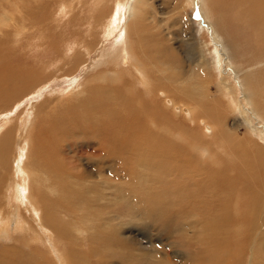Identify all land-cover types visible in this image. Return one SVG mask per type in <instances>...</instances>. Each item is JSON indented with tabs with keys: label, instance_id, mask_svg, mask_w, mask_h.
<instances>
[{
	"label": "rangeland",
	"instance_id": "obj_1",
	"mask_svg": "<svg viewBox=\"0 0 264 264\" xmlns=\"http://www.w3.org/2000/svg\"><path fill=\"white\" fill-rule=\"evenodd\" d=\"M120 1L0 0V66L3 65L2 71L5 72V74L0 75V78L4 75L10 76L15 80L14 84L16 85L15 87H1L0 81V91L2 93V95L0 94V210H3L5 207L2 202L4 186L8 185L9 182L14 185L13 192L18 195L20 202H23L22 204L27 202L31 210L33 208L37 209L38 212L34 211L33 213L38 214L37 218H40L39 220L43 219L47 210H51L52 217L49 221L51 223V226H48L49 231H51L53 237L60 244L63 260L67 264H239V262L241 264H249L251 258L254 260L253 264H258L260 261L264 264V231L260 225L257 228V225L254 224L255 219L257 220L258 218L260 223L263 224L261 220L264 218V211L260 209H264V199H262V202L259 200L260 196L256 193V189L253 188L254 186L252 188H245L242 185H238L241 192L248 193L251 202L258 204L259 210H257L259 213L257 210L250 212V205L244 200V195H240L236 191V180L232 181L233 183H229L228 188V185L227 187L224 185L225 180L221 179L218 173L217 175L215 174L213 180L206 179L205 190L203 192L198 190V188L201 189V185L198 186L197 183L200 182V178L206 176V173L203 172L204 165H202L205 158L199 162L193 157L189 159L186 151H192L191 146H187L188 148L182 146L183 144L186 145V143L179 141L187 137L188 130L191 134H197V137L201 139L206 149L215 148V146H212V143L217 140L213 139L214 135L210 134L209 130H206L210 125L205 121H214L220 118L217 122L220 125L227 121L229 126L235 127L234 130L238 131L239 137H242V145L253 142L257 148L259 145L264 147V116H262L264 115V111L255 107L251 99L246 100L244 98L246 94L243 84H241V87L239 83V79L243 78V75L240 77L239 74L243 73L244 68L248 69L259 65V63L263 62L261 59L264 57V49L260 50L259 47L253 45L251 43L253 36L248 34L246 37V32L242 30L241 24H237L238 6L244 0H209V3L207 2L208 0H191L190 3H188V0H181L183 7L186 4V9L183 10L180 3H175L172 0H152L153 9L147 10L148 15L156 14L157 20L153 22L154 24L160 21L157 27L149 26L147 29L148 37L154 38L153 41L151 37L148 38L149 41H152L149 42V49L152 53L153 62L158 65L161 62L160 68L164 70L165 78H170L169 75L173 65L176 64L175 61L178 66L182 60L184 61V47H187L193 56L197 53L195 57L199 61V52L201 53V51H197V49L198 46L202 47L206 62L212 66V70L209 67L211 78L209 92L213 93L216 98L220 95L226 101L227 108L231 112L233 111L231 116L227 117L230 112L222 109L207 108L206 110L204 108L203 113L197 116L199 119L195 121L196 123L189 119L185 120L182 116H186L188 113L189 104L182 99L180 94L177 96V84L172 86L163 84L164 89L161 88L162 86H158L156 95L159 96H155L154 91L150 87L149 91L142 95L139 107H141L142 102H146L149 109L156 110L158 114L162 112V114H166L167 109L169 119H171V128L175 129L172 133L164 131L160 133L158 130L160 140L147 141L148 146L145 148V143L143 145L144 149L137 150L136 153L138 155H136L134 150L125 155L108 153L109 151L105 147L100 146V144H97V140L92 139L90 131H85V135L72 136L68 139L64 137L61 141L58 135L55 143L59 148L55 150L51 148L48 152H41L48 160V164L37 162L38 147L44 138L42 134L45 122L51 121L53 125L58 127L69 121L76 124L78 121L75 120L76 116H83L82 111L84 108L82 106V108H79V106L81 105L80 102L83 99L86 100L90 94L87 91V87L99 84L98 81L96 84L86 82L85 79L88 75L96 74L97 71H106L108 68H114V73L112 70H108L107 72H112L114 75L116 73L115 79H104V87L107 86V88L115 90L121 87L119 90H122L124 85H128L126 82L128 78L132 81V77L120 75L119 69H128L132 65L137 71L145 70V67L139 66L140 60L138 58L136 60L139 65L135 67L125 57L127 56V52L124 50L127 38L123 40L121 46L112 44H120V40L117 41L116 36L118 33L117 26L114 29H110L108 37L105 34L107 28L101 29L100 39L107 40V43L101 46L102 48L96 41V37L91 36L92 34L96 36V33H98L96 31L98 30L97 25L112 15L114 6ZM258 1L264 7V0H250L249 3L250 5H255ZM188 4L191 5L189 6ZM133 5L134 2H132ZM242 7L240 11L244 12V7ZM262 18L260 27H251L250 32L260 34V40L264 43V29L262 30L264 12ZM98 20L99 22L95 24V21ZM89 23L91 24L89 25ZM90 26H93V29ZM242 31L243 34H241ZM46 32L49 34L51 40L57 42V46L49 42L51 46L57 48L56 53H50L48 48V51L46 50ZM203 35L207 36L209 47L206 46V43L202 39ZM160 38L167 40V42L161 41ZM244 38H247V41H244ZM77 42L80 43L78 52L76 50ZM250 45L255 46L257 49H250ZM168 46L171 50V57L176 55L174 59H169L164 52L165 47L167 48ZM87 47L95 50L92 53V58L85 56ZM210 47L213 49L216 47V56L218 57L216 66L212 62L214 55L210 53ZM117 49L120 52L118 51L117 53ZM61 52L66 53L68 60V62H62V67L66 64L72 66L73 60H70L71 58H76L79 61H91L90 67L92 68L89 69L86 76L83 71L79 72L78 83L72 85V81H69V79L55 78L52 74L54 69L61 63L59 60ZM49 60L53 64L48 65ZM192 66H197V63L192 64ZM213 67H216L217 70L213 71ZM46 70H48L47 74L51 78H55L48 83H44ZM263 74L257 77L255 81L264 80L262 79L264 78ZM117 78H119V81H117ZM144 82V89L147 90L149 82L145 79ZM162 90L166 92L167 96ZM5 92L6 95L4 96ZM234 98L238 102L235 110L231 107ZM113 99L114 97H112V101ZM92 101L95 103L96 98L92 99ZM87 104L92 105L91 102ZM179 105L183 106V110L185 109L187 113L182 112L180 115H177L178 111H176V108ZM89 107L91 109L90 113L93 111L92 114L98 109L97 107L92 110V106ZM127 109L125 108V110ZM122 110L119 112L122 113ZM213 111H216L218 114H213ZM99 114L101 115L102 113L100 110H97L95 115ZM151 118L147 117V122ZM87 119L82 120L86 121ZM204 125L206 126L204 127ZM83 128L85 127H81V129ZM234 130H232L233 133L235 132ZM153 131L156 132V129H153ZM168 134L170 137H168ZM204 134L210 135L204 137L207 138L204 139ZM233 136L235 137L236 135L233 134ZM167 139H169L171 144H168L169 141ZM68 145L70 148H67ZM164 146H171L170 148L175 146V148L171 150L169 148L168 150ZM194 147L197 151L203 148L199 144H194ZM226 148H230L226 149L228 152H235L237 145L235 142H232ZM254 148H250V151L247 153L251 155L252 175L263 177V170L255 163L256 150ZM159 150L162 152L159 153ZM168 151L170 156L167 153ZM101 152L104 156L108 154L110 156H105V160V157L100 156ZM147 152L153 155V159H150L152 161L149 160ZM205 152L207 151H202L203 154ZM62 153L65 154L63 155ZM99 153L101 154L99 155ZM165 153L169 158L164 159L166 157ZM210 153L213 155V152ZM26 154L29 156L28 159L25 156ZM181 154L186 159L181 157ZM163 155L164 157H162ZM191 155L194 156L193 154ZM200 156L201 153H197V157L200 158ZM21 158L22 160H20ZM180 160L184 162L182 165L186 166L184 171L177 169L178 165L182 166ZM135 161H138L137 164ZM4 162L5 164H3ZM22 162L23 164H21ZM53 163L56 165L60 163V166L57 165L58 167H56ZM11 164L14 165V169ZM29 167L31 169H28ZM59 167L62 168V171H57ZM64 169L67 170L63 171ZM26 170L31 172V175H29L31 183H24L23 180L19 181L20 174L26 173ZM173 171L179 172L180 176L177 173L176 175ZM148 172L149 174H147ZM70 173L74 176L71 175V177ZM195 173L197 175L193 176ZM199 174H202L201 177ZM149 176H153L154 178H150ZM177 176L180 178L181 176L182 178L189 176L188 180L187 177L185 178L186 185L181 182L182 178L179 182ZM190 176L194 180H190ZM11 177L12 181L9 180ZM74 177L77 180H74ZM147 179H150L152 182L149 181L150 183L144 184ZM176 180L178 181L177 183ZM193 181L196 185L195 187H193ZM18 182H21L22 185ZM185 186L188 187V190ZM213 186L215 187L212 189L211 187ZM255 186L259 187L258 184ZM24 189H26L28 197H25L21 193L24 192ZM146 190L147 193L145 192ZM178 190L180 191L178 192ZM221 191L225 192L221 193ZM142 192L146 193L147 197L150 198L147 203L151 202L155 197L158 199L156 201L152 200L153 202L166 203L165 210L167 212L164 211L166 212V216H162L168 220L163 223L164 225L152 224L153 219L151 220V218L154 213L146 211L143 207L146 201L141 195ZM228 196L234 200L231 201ZM12 199L16 200L15 197H12ZM162 199H165L167 202ZM50 200L54 201V203L60 201V203H65V206L51 208L48 206V201ZM227 200L228 203L226 204ZM13 204V200L8 199L6 208L11 210L8 228L2 229L0 232V251L5 248L7 253L3 251L0 253V264H11L12 262V264H63L50 243L44 239H39L36 235L39 231L33 219L29 217L28 220V215L25 213V215L22 214L23 223H21L18 216L15 215V208L17 206ZM56 209L62 210H59V217L54 215V210ZM253 212L258 217L253 219ZM168 214L170 216L173 215V219L175 220L169 219ZM147 217L150 219H147ZM189 218L190 220H188ZM148 220L152 222H148ZM0 221H3L2 215H0ZM27 222H29V236L25 232ZM215 223H218V225H214ZM181 226L183 233L180 229ZM55 227L62 232L57 233ZM247 228H250L248 229L250 231V233L248 231V236V233H246ZM221 230H225V232H221ZM203 232H206L208 235L206 233L204 235ZM208 232H211V235ZM252 233H256V236L252 235ZM222 234H226L225 238L227 240H225V243L223 241L225 238ZM221 236L224 239L220 238ZM257 238L262 244L259 247V240ZM249 239H252L253 245ZM245 240H248V242ZM247 245L248 248L246 247ZM33 256H40L44 262L35 261ZM25 258L28 259L27 263L25 262Z\"/></svg>",
	"mask_w": 264,
	"mask_h": 264
},
{
	"label": "bare ground",
	"instance_id": "obj_2",
	"mask_svg": "<svg viewBox=\"0 0 264 264\" xmlns=\"http://www.w3.org/2000/svg\"><path fill=\"white\" fill-rule=\"evenodd\" d=\"M172 1H174L175 3H180L181 4V0H172ZM249 1L250 0H244V1H241L240 2L239 6H238V13H237V15H238L237 16V19H238L237 24L238 25L241 24V26L243 27L242 30L244 32H246L245 33V36L246 37H247L248 34H251L253 36L251 43L253 45L259 47L260 50H262V49H264V43L261 42V40H260L261 39L260 38V34H258V33L255 34L254 32H250V30H251V27H257V26L260 27V25H261L260 23L262 22V19H263L262 18V14L264 12V7H262V5L259 3V1L255 5H250ZM132 2H134V5L133 6H132ZM190 2H191V0H188V3H190ZM207 2L209 3L210 1L208 0ZM188 5L190 6L191 4H188ZM185 6H186V4H185ZM185 6L183 7V5L181 4L182 10L183 9H186ZM242 6L244 7V12L240 11V9H241ZM245 6H247V7H245ZM149 9H153L152 0H121L120 2H118L116 4V6H114V11H113L112 15L110 17H108L105 21H102V22H100L97 25V29L98 30H96V31H98V33L94 32V33H96V36L93 35V34L91 35V33L89 32L91 36L96 37V39H97L96 41L98 42V44L101 47V46H104L107 43V40L100 39L101 29L107 28L105 34L108 37V33H109L110 29L111 28L114 29L117 26L118 33L116 34V36H117V41L120 40V44H118V43L117 44L116 43H112V44L121 46V44L123 43V40L125 38H127L126 39L127 40V44L125 46V49L123 47H121V48H123L127 52L126 53L127 56H125V55L124 56L127 57L128 58V61L131 64H133L135 67L137 65H139L138 62H137V60H136V58H138L140 60V65L139 66L145 67V70L144 71L143 70L142 71H137V69H135L132 65H130L128 69H119L118 72H119L120 75H122V76L123 75H129L130 77H132V81L128 78V80L126 81L128 83V85H126V86L124 85V88L122 90H119L121 87H119V89H117V90H115V89H109V88H107V86L104 87L105 86L104 81H103L104 79L105 80L106 79H109V80H114L115 79L116 73H115V75L113 74L115 72V71H113L114 68H108V70H112L113 73L112 72L111 73H108L107 72L108 70H106V71L102 70L100 72L97 71L96 74L88 75L86 77V79H85L86 82L88 81V82H91V84H96L97 81H98L99 84L98 85H95L93 87H87V91L90 92L88 98L86 100L83 99V101L80 102L81 105L78 104V105H80L79 108L81 106L84 108L83 111H82L83 116L82 117L81 116L78 117L79 115L76 116L75 120H78L76 122V124L75 123H72V122L70 123V121H69L67 123H63L62 125H60L58 127H56L55 125H53V123L51 121L45 122L44 127H43L44 128V132L42 134V137H44V138H43L41 144L38 147V158H37V162L38 163H40V164H48V160L46 159V157L41 152H48L49 149H51V148H53L54 150L55 149H58L59 147L55 143L56 140H57L56 137L58 135H59L58 137L60 138V141H61L64 137H66L68 139V138H70L72 136H78V135H82V134L85 135L86 134L85 131H90L91 132L90 135H91L92 139L93 140H97L98 143H97V141H96V143L97 144H100V146L102 145L103 147H105L109 151L108 153H110V152H111V154L120 153V154H124L125 155V154L131 153L132 150H134L135 153H136L137 150L144 149L143 145L145 143H146V145H145V148H146L148 146V142L147 141H150L151 142L154 139L160 140L159 139V132L161 133V131L172 133L173 130H175V129L171 128V122H170L171 119H169V116H168V113H167L168 112L167 109H166V114H162L163 112L160 113V114H158L156 112V110L149 109L148 104L146 102H142L141 105H140L141 107H139V102L142 101L141 100L142 95L146 94V92L149 91V88L150 87L154 91L155 96H159V95H156L157 92H158V86L160 87L163 84H169L171 86L174 85V84H177V86H176V92L178 93L177 96L180 94V96L182 97V99L185 100L187 104H189L188 113H187V111L185 109L183 110V106H181V105H179L176 108V111H178L177 112V115H180V113H182V112L183 113H187L186 116H182L185 120H188L189 119L190 121L195 122L197 119H199L197 116L203 113L204 108L206 110H207V108L222 109V110H224L226 112H230V114L227 115V117L228 116H231L233 114V111L231 112L227 108L228 105H227L226 101H224L220 95L217 96V98H216V96L213 93L211 94L209 92V86L211 85V81H210L211 78H210V74H209V67L212 70V66L211 65H208V63L206 62V60L204 58L205 56L203 55L204 54V49L202 47H199L198 46V49L199 50L197 49V51H201V53L199 52L200 61L197 59V57H195L197 53L195 54V56H193L192 55V52L187 47H184V55L181 54V55L184 56L183 57L184 61L182 60V62H180V65L179 66L176 65L177 62L175 61L176 64L173 65V67L171 69V73L169 75L170 78H168V79L165 78V76H164V70H162V68H160L161 67L160 66L161 65V62H159L160 63L159 65L157 63L153 62L152 53H151V50L149 49V47H150L149 42H152L154 38H152L150 36L152 38V41H149L148 38H150V37H148L149 35H148V29H147V27H149V26H155V27H157L160 24V21H157L156 24L153 23V22H156L157 17H156V14L148 15L147 10H149ZM255 9H257V10H255ZM100 19H102V18H100ZM183 21H185V20H183ZM98 22H99V20L98 21H95V24H97ZM90 24L91 23H89V25ZM263 29H264V24H263L262 30ZM243 31L241 32V34H243ZM105 34H102V35H105ZM90 35H89V37H90ZM160 39H161V41L167 42V40H165L163 38H160ZM202 39L206 43V46L209 47V45H208L209 44V40L207 39V36L206 35H203ZM93 40H95V39H93ZM100 41H101V43H100ZM244 41H247V38H244ZM49 42L57 46V42L55 40H51L49 38V34H47V32H46L45 33V47H46V50L48 51V49H49V52L50 53L51 52H55L56 53L57 48L55 46H51L49 44ZM79 44L80 43L77 42V45H76L77 46V49H76L77 52L79 50ZM93 45H95V44H93ZM253 45L252 46L250 45L249 48L256 50L257 48H255V46H253ZM216 47H215V49H213L212 47H210V49H211L210 50V53L212 55H214V58L213 59L215 61L214 60L212 61L213 64H214V66H216V63H217V60H218V57L216 56V54H217ZM86 49H87L86 51L84 50L85 51V56L92 58V53L95 50L93 48H89V47H87ZM98 49H99V46H98ZM74 51H75V49H74ZM118 51L119 50L117 49V53H118ZM164 52H165L166 56L169 59H174V57L176 56L175 55L174 57H171V55H170L171 54V50H170V47L169 46L167 48L165 47ZM60 54H61V56L59 57V60L61 61V63L52 72V74L55 76V78L69 79V81H72L71 84L73 85V84L78 83L79 76H80L79 75V72L80 71H83L84 74H85V76H86L88 74L89 69L92 68V67H90V62H91L90 60H88V61L80 60L79 61L76 58H71L70 60H73L72 66H68L69 64L68 65L66 64L63 67H65V68L67 67L68 69L67 68L65 69V68L62 67V62L63 61H67L68 62L67 55H66V53H62V52ZM178 55L180 56V54H178ZM155 56H156V54H155ZM261 60L263 62L259 63V65L254 66L253 68H248V69L246 67L244 68L243 73L242 74H239L240 77L243 75V78H240L239 79V83H240V86H241V84H243V89H244V92L246 94V96L244 98L246 100L251 99L252 100V104L255 107L260 108L261 110L264 111V80L255 81V79L257 77H260V75L264 73L263 72L264 71V57ZM111 61H113V60H111ZM0 63H1V61H0ZM194 63H197V66H192V64H194ZM51 64H53V63L49 60L48 65H51ZM105 64H103V65L105 66ZM2 66L3 65L0 66V75L1 74H5V72L2 71ZM111 66H113V65L111 64ZM216 70H217L216 67H213V71H216ZM47 71L48 70H46V78H45L44 83H48L51 80H54L55 79V78H51V76H49L47 74ZM140 72H142V73H140ZM262 76H261V78H262ZM118 79L119 78H117V81H119ZM144 79L147 82H149V85L147 86V88H148L147 90L144 89V87H145ZM262 79H264V78H262ZM0 81H1V87L2 86H10V87H15L16 86L14 84L15 83V80L12 77H10V76H6V75L1 76ZM86 82H85V84H86ZM123 82H125V81H123ZM256 83H258V84H256ZM161 88H163V86ZM234 89H232V90L234 91ZM162 91L165 92L164 90H162ZM168 91H170V90H168ZM226 92H228V91L226 90ZM0 94L2 95L1 91H0ZM5 95H6V92H5L4 96ZM165 95H166V92H165ZM234 95H236V93H234ZM145 96H149V95H145ZM112 97H114L113 101H112ZM94 98H96L95 103L92 101V99H94ZM90 102H91L92 105L87 104V103H90ZM89 106H92V110H94V109H96L98 107L97 110H100V112L102 114L101 115L100 114L99 115H95L96 112H97V110L95 111L94 114H92L93 111L90 113L91 109H89L90 108ZM237 106H238L237 99L234 98L233 99V102L231 104V107H232L233 110H235ZM125 108H128L130 110L129 111H128V109L125 110ZM163 108H165V107H163ZM122 109H124V110H122ZM121 110H122V113L119 112ZM126 111H128V112H126ZM89 113H90V116H89ZM212 113L213 114H218L216 111H213ZM262 116H264V115H262ZM147 117H149V118L152 117L149 122H147V120H146ZM86 118H88V119L86 121L84 120L85 121L84 122L82 119H86ZM172 118H173V116H172ZM237 118H238V116H237ZM219 119L220 118H218V119H216L214 121H205V122H207L210 125V127L206 128V130H209L210 131L209 133L212 134V135H214V138L213 139L217 140L216 142H213L212 143V146H215V148H213V149H206V147L203 145L201 139H199L197 137V134H193V133L191 134V132H189L188 130H187V137H184L183 139L179 140L180 142H185L186 143V145L183 144L182 146H185V147L191 146V150L193 152L192 151H188V150L186 151L185 150L186 153H187V157L189 159H191L190 157H193L195 160H197L199 162L200 160H202V159L205 158V161H203V164L202 165H204L203 172L206 173V176L200 178V182L197 183L198 186L201 185V189L198 188V190H201L203 192L205 190L206 179L208 178V179L213 180L215 174L217 175V173H218V175L221 177V179H224L225 180V184L224 185H226V187H227V185L229 183H231L232 181H235L236 180V182H237L236 191L238 193H240V195H244V197H243L244 200L247 201V203L250 205V209H249L250 212L251 211H256L257 209L259 210L258 204H256V202H251L250 201L249 196H248V193L247 192L243 193L244 191L241 192V189L238 187V185H242L245 188L246 187L252 188L254 186L253 188L256 189V193L260 196V199L259 200L262 202V199H264V178H263L264 176L263 177H260V176L252 175V173H253V167L250 164L251 155H248L247 154L250 151V148H254L255 144L253 142H249L247 144L245 143L244 145H242L243 144V141L241 140L242 137L241 136L239 137V135L237 134L238 131H235L234 130L235 127L233 128L231 124H230L231 126H229V124H228L227 121L224 122L223 124L221 123V125H220L219 123H217L219 121ZM3 126H4V124H3ZM205 126L206 125H204V127ZM81 127H85V128L81 129ZM2 129H4V128H2ZM153 129H156V132H154ZM58 130H60V131H58ZM158 130H159V132H158ZM232 130H234L235 132L233 133ZM210 134H204L203 135V138L204 137H207ZM233 134H235L236 136L234 137ZM168 137H170V135ZM162 139H163V137H162ZM162 139H161V141H162ZM204 139H207V138H204ZM167 140L169 141V139H167ZM218 142H220V143L218 144ZM232 142H235V144L237 145V148L235 149L236 151L235 152H232V151L231 152L230 151L228 152L226 149H230V148H226V147H227L228 144H230V143L232 144ZM245 142H247V141H245ZM169 143H170V141L168 142V144ZM194 144H199L201 147L203 146V148H201L200 151H197V149L194 147ZM151 146H153V145H151ZM217 146H219V147H217ZM229 146L231 147V145H229ZM164 147H166V146H164ZM170 147H166V148H168V150H169ZM176 147H177V145H176ZM67 148H70V146L68 145ZM174 148H175V146H173V148H170V150L171 149H174ZM96 149H97V147H96ZM183 149H181V150H183ZM254 149L256 150V156H255V161L256 162L255 163H257V166H260L261 169L264 172V147H262V146L259 145L258 148L255 146ZM101 150H103V149H101ZM203 150H206L207 152H205L203 154L202 153ZM5 152H7V151H5ZM96 152L98 153V151H96ZM158 152L160 153L162 151L159 150ZM199 152L201 153L200 158L197 157V153H199ZM210 152H213V155H211ZM65 153H62V154L64 155ZM101 153H99V155ZM167 153H169V151ZM102 154L100 155L101 157H105L106 156V155L104 156V154L102 156ZM146 154H148L149 160L150 159H153V155L151 153L147 152ZM161 154H163V153H161ZM191 154H193L194 156H192ZM136 155H138V154L136 153ZM139 155H140V153H139ZM164 155L162 157H164ZM25 156H27V159L29 158V156L27 154ZM56 156H54V157H56ZM107 156L109 157L110 155L108 154ZM169 156H170V153H169ZM183 156L184 155H182L181 157H183ZM185 156H186V154H185ZM106 157L104 158L105 160H106ZM162 157H161V159H162ZM158 158H160V156H158ZM166 158H169V157H167V154H166V157L164 159H166ZM183 158H185V157H183ZM175 159H176V157H175ZM209 159H210V161H208ZM20 160H22V158ZM143 160L145 161V159H143ZM150 161H152V160H150ZM137 162H136V164H137ZM12 163H13V161H12ZM108 163H109V161H108ZM127 163H129V162H127ZM182 163H184V162L181 161V165H182ZM3 164H5V162ZM21 164H23V162ZM53 164L56 165L55 163H53ZM57 165L60 166V163H58ZM57 165H56V167H58ZM67 165H66V168H67ZM185 165H186V163H185ZM11 166L14 169V165L11 164ZM161 167H162V165H161ZM166 167L168 168V166H166ZM163 168H165V167H163ZM171 168H172V166H171ZM185 168H186V166L184 167L183 165L182 166H179L178 165V168L177 169H179V170L181 169L182 171H184ZM28 169H31V168L29 167ZM60 170L62 171V168L61 167H59V170H57V171H60ZM66 170L67 169H64L63 171H66ZM170 170H172V169H170ZM48 172H50V171H48ZM173 172L175 174L177 173L176 171H173ZM195 172H196V170H195ZM147 174H149V172ZM177 174H178V176H180L179 172ZM29 175H31V172H28L26 170V173L20 174V180L19 181L23 180L24 183H26V182L31 183V181L29 180ZM71 175L74 176L73 174L70 173V176ZM194 175H197V174L195 173V174H193V176ZM199 175L201 177L202 174H199ZM63 177H65V176H63ZM152 177H150V178H152ZM156 177H157V174H156ZM196 177H198V176H196ZM108 178L110 179V177H108ZM145 178H148V177H145ZM174 178H175V176H174ZM181 178H182V176H181ZM181 178L178 177L177 180H179V182H180L183 179L181 182L186 185V182H185L186 179L184 177L182 179ZM188 178H189V176L187 177V180H188ZM192 178L193 177H191L190 180H194ZM75 179H76V177H74V180ZM143 179H140V180H143ZM9 180L12 181L13 180L12 177ZM177 180H176V183L178 182ZM149 181H150V179L149 180L148 179L145 180V183L144 184H146L147 182L148 183L152 182V181H150V182ZM18 183H20V185H22L21 182H18ZM183 184H181V185H183ZM256 184H258L259 187L255 186ZM195 186L196 185L194 184V181H193V187H195ZM217 186H218V182H217ZM30 187H32V186H30ZM51 187H53V186H51ZM188 187H189V185H188ZM188 187L185 186V188H187V190H188ZM214 187L215 186H213L211 188L213 189ZM226 187H224V188H226ZM181 188L183 189V187H181ZM217 188H219V187H217ZM228 188H229V185H228ZM145 189H146V187H145ZM13 190H14V185L11 182H9L8 185H5L4 186V197H3V201L2 202H3V204H4L5 207H4L3 210H0V215H2V217H3V221H0V232H1L2 229L5 230V228H8L7 225H8V222H9L8 220L10 218V212H11V210L9 208H6V205L8 204V199L9 200H13V202H14L13 205L14 206H17V208H15V215L18 216V218L21 221V223H23V218H22L23 216H22V214L25 215V213H26L28 215L27 216L28 217V220H29V217H30L31 219H33L34 224L37 225V228H38V231L39 232L36 235L39 237V239H44L45 241H48L50 243V245L54 248L55 253L58 256L59 260H61L63 262V264H67L63 260V256H62L61 251H60V244H58L57 240L53 237L51 231H49V227L48 226H51V223L49 221L51 220V217H52L51 210H47V211L45 210L46 211L45 216L43 217L42 220H39L40 218L39 219L37 218L38 217V214L33 213L34 211L35 212H38L37 209L36 208H33L31 210L29 208V203H27V202L24 203V204H22L23 202L22 203L20 202V200L18 198V195L15 194L13 192ZM206 190H207V188H206ZM208 190H209V188H208ZM220 190H222V189H220ZM220 190H219V192H220ZM179 191L180 190H178V192ZM145 192L147 193V190ZM205 192H207V191H205ZM224 192L221 191V193H224ZM21 193H23L25 197H28L27 196L26 189H24V192H21ZM142 193H141V195L143 196V199L146 201V203H144L143 207L145 208L146 211L151 212V213H154V215H155V218H154V215L152 214L153 217L151 218V216L147 214L148 217L150 216L151 220L153 219L152 220L153 222L151 220H148V222L151 221L153 225L154 224L159 225V224H163L164 222H166V220H168V219L162 216V215H165L166 212H167L165 210L166 209V203H163V202H153L154 200L156 201L158 199L157 197L153 198L152 199L153 201L151 200V202L147 203L150 200V198L147 197L146 193H143L144 195ZM33 194H34V192H33ZM218 194H220V193H218ZM228 195H229V193H228ZM12 197H15L16 200L12 199ZM229 198H230L231 201L234 200V199H231L232 197H229ZM230 200H229V202H231ZM163 201H165V199ZM172 201H174V200H172ZM237 201H239V200H237ZM165 202H167V201H165ZM227 203H228V200H227L226 204ZM48 206L51 207V208H54L56 206H60V207L63 206L64 207L65 206V203H60V201H58V203H54V201L50 200V201H48ZM172 207H174V206H172ZM59 210L60 209L54 210V212H55L54 215L56 217H59V214H60L59 213ZM167 210H170V209H167ZM258 210H257V212L259 213ZM260 210L261 211H264L263 208H261ZM60 211H62V210H60ZM164 211H166V212H164ZM220 211H221V209H220ZM4 212H6V213L4 214ZM160 214H161V216H160ZM253 215H254L253 219L255 217H258V215L256 216V214L254 212H253ZM260 216H262V215H260ZM148 217H147V219H150ZM168 217H169V219L172 218L171 220H175V219H173V215L170 216L168 214ZM188 217H190V216H188ZM185 219H187V218H185ZM258 219L257 220L255 219V223L254 224L257 225V228H259V225H260L263 228L262 230L264 231V227H263L264 226V218L261 220V221H263V224H261L260 223V220H258ZM58 220H60V219L58 218ZM188 220H190V218ZM171 222H173V221H171ZM168 223H165V224H168ZM28 224H29V222H27V225L25 226V232L29 236V226H28ZM216 224L218 225V223H215L214 225H216ZM163 225H161V226H163ZM224 225H225V223H224ZM248 225L250 226V224H248ZM226 227L228 228V226H226ZM181 228H182V226L180 227V229ZM227 228H226V230H228ZM184 229H185V227H184ZM248 229H250V228H247L246 229L247 230L246 233H248V231H249ZM182 230L183 229H181V231ZM55 231L57 233L62 232L60 229H58L56 227H55ZM221 232H225V230L224 231L221 230ZM182 233H183V231H182ZM203 233L205 235L206 232H203ZM249 233H250V231H249ZM249 233L247 234V236L249 235ZM209 234L211 235V232ZM255 234L252 233V235H255ZM225 235L222 234V236H224V238H225ZM222 236L220 238H223ZM203 237L205 238V236H203ZM258 238H259V236H258ZM225 240H227V238H225L223 240L224 243H225ZM249 240H251L250 242L253 245L252 239H249ZM246 242H248V240ZM258 242H259V244H258V247H259V245L261 244L260 243V240ZM50 245H49V247H50ZM21 246H23V245H21ZM246 247L248 248V245ZM29 249H31V248H29ZM21 250H22V248H21ZM2 251L5 252V253H7V250L5 248L4 249H1L0 253H2ZM22 251H24V250H22ZM8 252H9V250H8ZM18 255H20V254H18ZM36 255H37V252H36ZM28 259L25 258V260H26L25 262L26 263L28 262L27 261ZM34 259H35V261H38V262H41V263L44 262V261H42V259L40 258V256H35ZM22 260H23V257H22ZM216 260H217V258H216ZM250 260H251V262L249 264H253V261L254 260L252 258ZM20 264H22V263H20ZM239 264H241V263L239 262ZM258 264H262V262L260 261V262H258Z\"/></svg>",
	"mask_w": 264,
	"mask_h": 264
}]
</instances>
